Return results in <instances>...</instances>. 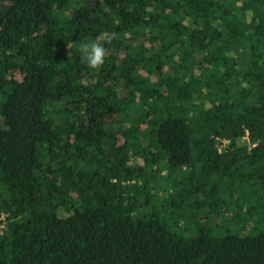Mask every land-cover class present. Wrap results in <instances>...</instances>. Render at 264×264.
<instances>
[{"label":"trees","instance_id":"trees-1","mask_svg":"<svg viewBox=\"0 0 264 264\" xmlns=\"http://www.w3.org/2000/svg\"><path fill=\"white\" fill-rule=\"evenodd\" d=\"M1 218L0 264H264V0H0Z\"/></svg>","mask_w":264,"mask_h":264},{"label":"clouds","instance_id":"clouds-1","mask_svg":"<svg viewBox=\"0 0 264 264\" xmlns=\"http://www.w3.org/2000/svg\"><path fill=\"white\" fill-rule=\"evenodd\" d=\"M105 55V48L94 41L85 43L82 46V59L89 67L96 68L101 66L104 63Z\"/></svg>","mask_w":264,"mask_h":264},{"label":"built area","instance_id":"built-area-1","mask_svg":"<svg viewBox=\"0 0 264 264\" xmlns=\"http://www.w3.org/2000/svg\"><path fill=\"white\" fill-rule=\"evenodd\" d=\"M244 141H246L247 143L250 142L249 133H247L246 137L244 138ZM223 143H224V145H222V146L219 147V148H220V151H222L223 146H225L226 144H228V142H226V141L223 142ZM3 220H4V218H1V219H0V232L5 228L4 225L1 224V222H2Z\"/></svg>","mask_w":264,"mask_h":264}]
</instances>
